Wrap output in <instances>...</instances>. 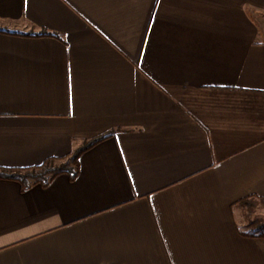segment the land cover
<instances>
[{
	"label": "crops",
	"instance_id": "1",
	"mask_svg": "<svg viewBox=\"0 0 264 264\" xmlns=\"http://www.w3.org/2000/svg\"><path fill=\"white\" fill-rule=\"evenodd\" d=\"M108 132L0 177V264H264V0H0V168Z\"/></svg>",
	"mask_w": 264,
	"mask_h": 264
},
{
	"label": "trees",
	"instance_id": "2",
	"mask_svg": "<svg viewBox=\"0 0 264 264\" xmlns=\"http://www.w3.org/2000/svg\"><path fill=\"white\" fill-rule=\"evenodd\" d=\"M7 31L11 33H22L28 35H43V34H54L55 32H51L48 30L42 31H19V30H9ZM111 133V132H110ZM104 133L99 136L92 138L87 141L81 147L76 149L70 156H66L63 158L58 157H49L42 164L25 167V168H0V177H10L14 178L21 182L23 188H27L35 183H41L43 185H47L58 173L68 172L72 177H75L79 171V157L80 155L88 148L93 146L95 143L107 137L109 134ZM246 234L248 235H260L264 236V225L258 226L256 229H252L248 231Z\"/></svg>",
	"mask_w": 264,
	"mask_h": 264
},
{
	"label": "rangeland",
	"instance_id": "3",
	"mask_svg": "<svg viewBox=\"0 0 264 264\" xmlns=\"http://www.w3.org/2000/svg\"><path fill=\"white\" fill-rule=\"evenodd\" d=\"M243 216H244V218H250V219H252L254 217V218H257V220L260 221V220L263 219L264 215H263V210H261L259 208V206H254L253 208H251V210L248 213L245 212V215H243Z\"/></svg>",
	"mask_w": 264,
	"mask_h": 264
}]
</instances>
